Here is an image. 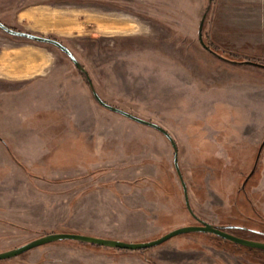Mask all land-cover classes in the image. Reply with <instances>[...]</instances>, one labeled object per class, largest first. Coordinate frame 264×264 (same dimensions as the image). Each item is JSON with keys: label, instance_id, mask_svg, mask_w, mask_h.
Segmentation results:
<instances>
[{"label": "rangeland", "instance_id": "rangeland-1", "mask_svg": "<svg viewBox=\"0 0 264 264\" xmlns=\"http://www.w3.org/2000/svg\"><path fill=\"white\" fill-rule=\"evenodd\" d=\"M42 2L79 11L88 35L67 44L100 97L173 137L195 214L264 242L250 232L264 231V69L246 63L264 64V0ZM62 56L86 109L64 115L71 129L40 131L41 143L36 130L0 128V253L53 233L141 243L199 225L170 141L102 108ZM18 114L19 96L0 91V124ZM0 264H264V251L195 232L139 251L55 242Z\"/></svg>", "mask_w": 264, "mask_h": 264}, {"label": "crops", "instance_id": "crops-1", "mask_svg": "<svg viewBox=\"0 0 264 264\" xmlns=\"http://www.w3.org/2000/svg\"><path fill=\"white\" fill-rule=\"evenodd\" d=\"M26 1L24 5V0H0V20L23 32L56 38L75 53L67 43L88 35L79 29V11L56 9V15L53 6L42 2L47 0ZM10 18L15 19V24ZM4 35L0 34V91L19 96V114L10 124L1 121L0 128L36 130L38 143L46 137L40 131L71 129L74 121L71 118L65 122L64 115L79 114L86 109L82 111L77 100L87 97V87L80 76L54 47L10 34L14 38L6 39ZM54 133L51 132L57 137ZM5 139L10 144H19V139Z\"/></svg>", "mask_w": 264, "mask_h": 264}, {"label": "water", "instance_id": "water-1", "mask_svg": "<svg viewBox=\"0 0 264 264\" xmlns=\"http://www.w3.org/2000/svg\"><path fill=\"white\" fill-rule=\"evenodd\" d=\"M203 23H204V20L202 21L201 28H200V41L203 45H205L203 42V37H202V33H201ZM0 29L3 30L4 32L10 34V35H13V36L30 39V40H33L36 42L47 43V44H50V45L57 47L63 53H65L69 57V59L72 61V63L76 66V68L82 74H84L86 76V79H87V82L90 86V90L92 91L93 97L100 106L104 107L105 109H107L111 112L120 114V115H122V116L136 122V123H139V124L144 125V126H148L150 128H153V129L159 131L160 133H162L170 141L172 148L174 149V153H175L174 165H175V169L177 171V174L180 178L181 184L183 186L186 208L189 211V213L191 214V216L199 223V225L186 226V227L178 228V229L173 230V231L167 233L166 235H164V236H162L156 240L149 241V242H141V243H129V242H124V241H120V240L106 239V238H100V237H94V236L76 234V233H53V234H49V235L40 237L38 239H35V240H33V241L23 245V246H20L16 249H12V250L0 253V261L20 256L26 252H29L33 249L38 248V247L45 246V245L55 243V242H59V241H75V242H80L83 244H90V245L112 248V249L139 251V250H146V249H150V248L160 246L163 243H165L166 241H168L171 238L176 237L178 235L187 234V233H195V232L214 234V235H217L221 238H224L230 242H233L239 246H244V247L264 251V242H259V241L250 240V239L241 238L239 236H236V235L226 231L225 229H223L221 227H218V226H215V225H212L210 223L203 221L202 219H200L195 214V212L192 209L191 203H190L187 185L185 183L184 177L182 175V172H181V169L179 166L177 144H176L175 140L173 139V137L170 135V133L165 128H163L162 126L155 124L153 122L141 119V118H139V117H137V116H135L129 112H126L122 109H119L117 107H114L112 105L107 104L100 97L98 92L95 90L93 83L91 82V78L89 77L85 67H83L80 64V62L77 60L75 55L71 52V50L68 47H66L64 44H62L61 42H59L55 39H51L49 37L39 36V35L27 33V32L15 31V30L5 26L2 22H0ZM251 64L255 65L254 63H251Z\"/></svg>", "mask_w": 264, "mask_h": 264}, {"label": "trees", "instance_id": "trees-1", "mask_svg": "<svg viewBox=\"0 0 264 264\" xmlns=\"http://www.w3.org/2000/svg\"><path fill=\"white\" fill-rule=\"evenodd\" d=\"M0 22H2L5 26H7L8 28H11V29H13V30H15V31H19V32H23V31H20V30H18L17 28H15V27H12V26H10V25H8L7 23H4L2 20H0ZM3 31V30H2ZM6 33V32H5ZM6 34H8V33H6ZM49 38H51V37H49ZM51 39H55V40H57V41H59V42H61L60 40H58V39H56V38H51ZM28 40H30V39H28ZM30 41H33V40H30ZM33 42H36V41H33ZM38 43H41V42H38ZM62 43V42H61ZM41 44H44V45H49V46H52V47H54L56 50H58L62 55H64L65 57H67L68 58V60L69 61H71L70 59H69V57L65 54V53H63L60 49H58L57 47H55V46H53V45H50V44H47V43H41ZM205 49H207L209 52H211V53H213V55H215V56H217L218 58H220V59H222V60H225V61H230V60H228L227 58H225V57H223V56H220L219 54H217L215 51H213L209 46H207V48H205ZM72 62V61H71ZM248 65H252V66H256V67H259V68H263L264 69V64H261V63H257V62H252V61H247L246 62ZM251 63H254L255 65H253V64H251ZM106 102V101H105ZM107 103V102H106ZM108 104V103H107ZM102 107V106H101ZM102 108H104V107H102ZM105 109V108H104ZM107 110V109H106ZM187 185V184H186ZM187 189H188V187H187ZM229 229L231 230V232L233 231V232H246L245 231V229L246 228H243V227H241V228H239V227H236V226H230L229 227ZM227 231V230H226ZM70 232V231H69ZM250 232L252 233V234H256V235H261V236H264V231H256V230H250ZM74 233V232H73ZM77 234V233H76ZM59 242H65V241H59ZM74 242V241H73ZM57 243V242H56ZM52 244V243H51ZM49 245V244H48ZM120 250V249H119Z\"/></svg>", "mask_w": 264, "mask_h": 264}]
</instances>
